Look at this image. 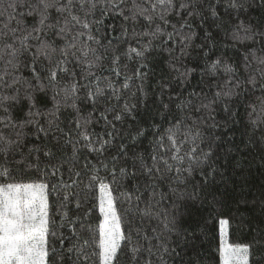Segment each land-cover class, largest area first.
I'll list each match as a JSON object with an SVG mask.
<instances>
[{
  "label": "snow or ice",
  "instance_id": "6c2138e0",
  "mask_svg": "<svg viewBox=\"0 0 264 264\" xmlns=\"http://www.w3.org/2000/svg\"><path fill=\"white\" fill-rule=\"evenodd\" d=\"M229 48L239 54L226 56ZM163 54L161 123L121 131L137 110L118 107L124 91L146 100L145 69ZM122 58L137 61L131 75ZM105 70L123 76L119 88ZM217 109L230 122L217 121ZM241 122V143L226 150L240 177L229 186L212 133ZM254 171L264 176V0H0V264H89L93 243L100 264H210L209 218L219 219L221 264H264V227L234 244L220 218L227 209L252 225L245 212L259 207L264 225V180L257 198ZM30 172L43 179H16ZM96 185L103 220L93 236L85 206ZM69 204L83 215L70 216ZM193 209L208 216L193 224Z\"/></svg>",
  "mask_w": 264,
  "mask_h": 264
},
{
  "label": "trees",
  "instance_id": "16d2710c",
  "mask_svg": "<svg viewBox=\"0 0 264 264\" xmlns=\"http://www.w3.org/2000/svg\"><path fill=\"white\" fill-rule=\"evenodd\" d=\"M105 23H109V21H105ZM113 36L119 37V32H113ZM106 43V41H105ZM113 43L115 44L116 41L114 40ZM219 43H230L229 40H221ZM135 46V44H133ZM127 47L125 44H121L120 51L123 52L124 49ZM237 48H240L239 45H237ZM221 49L219 48V44L217 47V50L215 53L210 54L211 59L217 58V56L220 55ZM226 56H237L239 53L234 49H223ZM243 49L240 48V52H242ZM166 60L167 55L163 54L161 56L157 57V62H154L149 65V69H145V71H148L149 75L144 81L145 85V91L148 93V98L146 100H143V97L140 95V93H137V97L133 99L130 94L125 90L124 94L122 96V99L118 105V107H122L123 103L125 101L129 102L130 104L135 103L137 105V110L134 113L136 116V120L128 119L125 121L124 125L117 124V128L121 131L127 132V131H135L137 127H143L148 128L149 127V121L160 124L161 121L159 119V116L156 115V112L158 110L159 101L156 99L158 95V89H157V82L161 79H167V68H166ZM137 63L135 59L132 61H129L127 59H123L121 61V72L124 74L131 75L132 69L134 65ZM123 65H127V69L123 67ZM104 76L109 77L113 80L114 83H116L117 88H119L120 83L123 79V76L115 77L112 75L110 71L105 70L103 73ZM199 79V76H196L191 81L193 85H195L196 80ZM223 79V77H221ZM205 81L207 83L208 77H205ZM140 81H136V84H139ZM104 85L101 84V87ZM199 88L197 87V91ZM132 91H136V85L133 84ZM143 100V103L140 101ZM167 101H165L166 103ZM113 103H116L113 101ZM50 106V105H49ZM162 111V109H160ZM240 113L243 115L244 109H239ZM111 119V117H109ZM216 119L219 121L222 125L225 123V121H229V117L226 113L221 112L219 109H217L216 112ZM239 119V117H238ZM230 122V121H229ZM96 132H103L105 130V124L104 121H100L99 123L94 125ZM110 130V129H109ZM243 122L239 124L232 125L229 129H225L223 127L217 128L213 131V135L219 136L220 140L218 141L219 147L216 149V159H217V166L221 168L222 171L225 172V178L228 181V185L231 186L233 183L238 184L239 183V172L236 171V174L234 175V169L231 167V161L232 157L235 155V152L232 154L227 153L228 148H234V145L240 144L242 139V133H243ZM152 135L149 133L145 134V137L141 138L140 141V150L145 151L149 148V141L152 139ZM107 155H118L116 152H109ZM93 157H90L92 159ZM43 163H47V161H44L43 157L41 158ZM225 161H228V163H225ZM120 164H117V167H119ZM100 175L103 177L105 176V172L103 169H101ZM17 180H23L25 182L29 180H41L43 179V172L39 175H37L35 172L27 173L24 176H17ZM65 181H68V173L65 172L64 175ZM250 182L255 184V190L254 195L258 198L259 197V186L260 182L264 180V176L261 175L260 171H254L249 176ZM217 180H220V177H217ZM49 182H56V177H52L49 175L48 177ZM84 182L87 183V177L84 178ZM69 188L67 189V194L71 195L72 192H80L81 188ZM221 189L223 190L224 185L221 183L220 185ZM125 189H121L123 191ZM65 190L61 189V192H64ZM115 191V190H114ZM99 187L96 185L93 190L87 192V198L88 203L85 206L88 209H91V215L88 217V223L91 230V234L93 236H96L98 233V226L102 220V215L99 211ZM118 195V193H117ZM251 198V197H250ZM123 207H126V204L121 203L119 200L117 202V208L122 209ZM243 211V209H242ZM69 215H83V212H77L72 204H69ZM213 215H216L215 213ZM207 217L208 213L204 209H193V221L192 223L195 224V220L200 219V217ZM233 216L239 217V214L233 211L232 215H228V210L224 209L223 215H220V218L222 219H229L230 223L228 225V240L230 243H250L252 236L255 234L252 231L253 226L256 227H264V225H261L260 218H261V212L259 207H257L253 212H245V216L250 218L252 220V225L248 224L247 219L244 220L243 224H241L239 218L233 219ZM210 219V222L206 226V239L204 240V248L208 251V254L211 256L210 264H221L220 258H219V244H220V225H219V219ZM126 227V224H125ZM65 232V235H68L69 232L67 229L63 230ZM98 253V246L96 243L92 244V247L89 250V264H100L99 257L97 255Z\"/></svg>",
  "mask_w": 264,
  "mask_h": 264
},
{
  "label": "rangeland",
  "instance_id": "374dc122",
  "mask_svg": "<svg viewBox=\"0 0 264 264\" xmlns=\"http://www.w3.org/2000/svg\"><path fill=\"white\" fill-rule=\"evenodd\" d=\"M102 215V214H101ZM102 220H103V215H102ZM101 220V221H102ZM227 239H228V226H227ZM229 241V240H228Z\"/></svg>",
  "mask_w": 264,
  "mask_h": 264
}]
</instances>
